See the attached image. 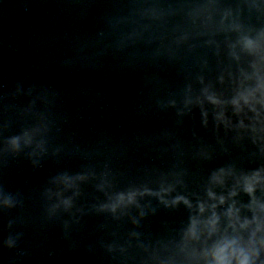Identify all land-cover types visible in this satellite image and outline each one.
I'll return each instance as SVG.
<instances>
[{
    "label": "water",
    "instance_id": "1",
    "mask_svg": "<svg viewBox=\"0 0 264 264\" xmlns=\"http://www.w3.org/2000/svg\"><path fill=\"white\" fill-rule=\"evenodd\" d=\"M0 264H264V0H0Z\"/></svg>",
    "mask_w": 264,
    "mask_h": 264
}]
</instances>
